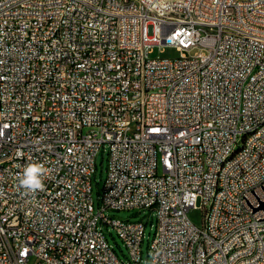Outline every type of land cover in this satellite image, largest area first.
<instances>
[{"label": "built area", "instance_id": "built-area-1", "mask_svg": "<svg viewBox=\"0 0 264 264\" xmlns=\"http://www.w3.org/2000/svg\"><path fill=\"white\" fill-rule=\"evenodd\" d=\"M0 160V264H264V0H0Z\"/></svg>", "mask_w": 264, "mask_h": 264}, {"label": "rangeland", "instance_id": "rangeland-1", "mask_svg": "<svg viewBox=\"0 0 264 264\" xmlns=\"http://www.w3.org/2000/svg\"><path fill=\"white\" fill-rule=\"evenodd\" d=\"M179 55H180V51H178L174 47H169V46H164L161 48L155 47L151 52L152 57H156V56L175 57ZM107 157H108V147L105 144L103 147H101L100 151L97 153L96 169L92 176V198L96 210H98V208H102L103 206L101 197L103 193V183L106 178ZM104 213L114 219H122V220L143 219V221L146 222L145 236L142 245L144 252V260L142 263H145L146 262L145 255L147 253L150 242L155 232L154 211L151 212L149 208H135L130 210L105 209ZM188 217L195 225L202 226L203 212L200 208L197 207L189 210ZM103 230L106 234V237L110 245L117 251L120 257L124 258L125 255L128 254V252L122 240L117 235L115 229L112 227V225L104 224Z\"/></svg>", "mask_w": 264, "mask_h": 264}, {"label": "clouds", "instance_id": "clouds-1", "mask_svg": "<svg viewBox=\"0 0 264 264\" xmlns=\"http://www.w3.org/2000/svg\"><path fill=\"white\" fill-rule=\"evenodd\" d=\"M49 169L39 162H31L24 166L21 174L18 175V190L22 189L24 195L34 194L43 191L44 180Z\"/></svg>", "mask_w": 264, "mask_h": 264}, {"label": "bare ground", "instance_id": "bare-ground-1", "mask_svg": "<svg viewBox=\"0 0 264 264\" xmlns=\"http://www.w3.org/2000/svg\"><path fill=\"white\" fill-rule=\"evenodd\" d=\"M195 1V0H188ZM167 2V0H154V4H163ZM105 30V23L96 22L88 27V29L84 30V37H93L95 34H99L100 31ZM5 167H8V160H0V170H3Z\"/></svg>", "mask_w": 264, "mask_h": 264}, {"label": "water", "instance_id": "water-1", "mask_svg": "<svg viewBox=\"0 0 264 264\" xmlns=\"http://www.w3.org/2000/svg\"><path fill=\"white\" fill-rule=\"evenodd\" d=\"M148 257V253L146 254V258Z\"/></svg>", "mask_w": 264, "mask_h": 264}]
</instances>
